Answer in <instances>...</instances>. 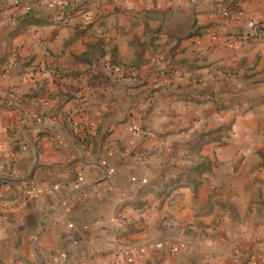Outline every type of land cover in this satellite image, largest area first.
Segmentation results:
<instances>
[{"label":"crops","instance_id":"obj_1","mask_svg":"<svg viewBox=\"0 0 264 264\" xmlns=\"http://www.w3.org/2000/svg\"><path fill=\"white\" fill-rule=\"evenodd\" d=\"M37 1L0 0V264H264V0Z\"/></svg>","mask_w":264,"mask_h":264},{"label":"rangeland","instance_id":"obj_2","mask_svg":"<svg viewBox=\"0 0 264 264\" xmlns=\"http://www.w3.org/2000/svg\"><path fill=\"white\" fill-rule=\"evenodd\" d=\"M234 109V108H233ZM246 109V106L242 105V104H238L236 105L234 111L232 114L236 115V114H239V113H242L244 110ZM228 122V120H227ZM229 127V122L227 124H224L220 127L221 131H226ZM258 128H264V121L263 122H258ZM220 131V132H221ZM259 148H262V144H264V138H261L260 136H256V137H253V145H255ZM257 152H258V157H260V161H264V152L261 151L260 149H257ZM189 157H187L188 159ZM207 158L206 157H203V156H196V160L192 161L194 164L191 165V167L186 170V173L187 174H191L193 177H196V178H200V173L198 174L197 172V176L195 174H193L194 170L196 169H203V173H205L206 171H208V169H204V165L207 163ZM191 164V163H190ZM198 164V165H196ZM259 165V164H258ZM200 171V170H199ZM259 172V170L257 169V167L255 168H252L250 170L248 169H242L239 171L238 173V176H240V182H239V185L240 186H243V190L245 189L246 186L249 185L250 181L248 178H253V181H252V185L256 186V190L254 193H257L259 192V184L261 183V179L260 177H258L259 175L257 174ZM253 173H256V175H253ZM229 196L232 194L233 196H237V197H240L243 193H236V192H232L231 189H229ZM227 194V193H226ZM254 203V205L257 204V200L255 199L254 201H252ZM252 202H249V203H252ZM229 205V207H233L234 208V211L235 213H233L232 211L228 210V214H229V221L231 222L232 225H236L238 224V222L240 221V218L238 216V213L237 211L239 210L238 209V204L240 205V208L243 207V202H240L238 199L235 201V202H229L227 203ZM234 204L235 207L232 205ZM237 208V211L235 210ZM247 212V210L245 211V213ZM256 212V211H255ZM235 214V215H233ZM244 217V216H243ZM245 219V218H243ZM262 219L263 218H258V214L256 213L253 217H252V220H251V224L258 227L260 226L261 228L263 227V222H262ZM264 228V227H263ZM261 232V235L259 234V236L257 234H254V238L256 237L257 239L260 237V236H263L264 235V229ZM256 238L253 239L251 241V247L250 249H248L249 251V256L251 257H255V258H263L264 257V243L263 242H260V243H256ZM157 245V244H156ZM263 245V246H261Z\"/></svg>","mask_w":264,"mask_h":264},{"label":"built area","instance_id":"obj_3","mask_svg":"<svg viewBox=\"0 0 264 264\" xmlns=\"http://www.w3.org/2000/svg\"><path fill=\"white\" fill-rule=\"evenodd\" d=\"M74 0H40L37 1L39 4L44 6L46 9H53V8H62L63 5L68 4ZM193 1V0H190ZM64 9V8H63ZM63 9H60V15H64ZM237 13L238 11L235 10ZM223 14L227 13V10H222ZM240 38L246 41H256V42H264V25L258 22H254L252 20H247L244 23V27L242 31L240 32ZM120 69V72H122V69ZM131 75V73L129 74ZM139 132H142V130H138ZM4 182V178L0 177V183ZM161 244H157L156 246H160ZM130 249V246L127 244H120L115 245L112 247L110 252L111 261L114 263L120 256L124 255L128 252Z\"/></svg>","mask_w":264,"mask_h":264},{"label":"trees","instance_id":"obj_4","mask_svg":"<svg viewBox=\"0 0 264 264\" xmlns=\"http://www.w3.org/2000/svg\"><path fill=\"white\" fill-rule=\"evenodd\" d=\"M220 7L226 9L225 5L221 4ZM118 68L120 67L122 69V72H121V76H124L125 73H124V69H125V66L121 65V64H115ZM130 70V68H128V71Z\"/></svg>","mask_w":264,"mask_h":264}]
</instances>
